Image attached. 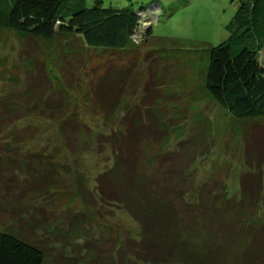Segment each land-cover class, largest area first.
<instances>
[{
  "label": "trees",
  "instance_id": "1",
  "mask_svg": "<svg viewBox=\"0 0 264 264\" xmlns=\"http://www.w3.org/2000/svg\"><path fill=\"white\" fill-rule=\"evenodd\" d=\"M99 2L94 0L92 6L86 7L82 0H0V28L30 39L73 37L79 42L71 54L91 49L108 57L101 72L90 82V92L78 101H70V105L89 107L91 113L101 114L110 123L109 131L98 133L96 139L99 145L109 146L112 161L95 175L93 192L102 205L108 203L124 210L136 223L138 232L135 237L125 235L108 257L100 258L95 249L93 260L98 264H264V209L258 204L263 201L260 194H264L260 179L264 173V150L261 153L257 147L248 149L249 140L245 141L243 155L248 170L239 175V198L230 202L223 184H217L214 178L215 189L202 181L197 183L187 169L195 155L207 151L205 147H197L194 154L182 147L172 157L157 155L146 169L141 162V143L158 141L165 130L157 128V118L147 111V105L139 111L136 107H123L122 103L130 82L136 81L133 71L137 53L147 45L149 26L141 36L137 20L142 17L140 10L103 7ZM226 28L229 36L208 49L204 88L233 117L264 119V68L258 61L264 46V0L241 3ZM133 38H137V43L131 42ZM123 55L126 61L119 63ZM116 62L127 67L124 77L115 76ZM158 73L157 79L144 82L143 103L148 94L154 99L160 97L154 90L157 82L165 85L172 79H168L165 69ZM37 85L39 92L25 87L21 91L9 90L0 98V134L9 124L31 115L65 118L69 101L51 98L48 92L43 93L41 82ZM48 86L51 88L49 83ZM69 125L76 128L75 122ZM194 138L198 139V130L177 144ZM28 154L36 162L32 169L39 174L31 176L33 182L42 180L45 192L49 186H56L58 167L53 156L43 148ZM17 165L16 169L22 168ZM10 166L7 163L2 169L9 170ZM183 183L185 187H181ZM218 185L220 192L216 191ZM219 200L225 203L219 205ZM247 203L255 204L251 220L242 213ZM229 209L233 210L231 215ZM42 212L40 208L23 216L17 213L12 225L0 229V264H51L42 244L47 234L57 237L65 250L69 243L73 254L66 264H84L82 259L91 245L79 230L84 223L82 217L70 220L69 227L62 230L49 226ZM255 215L263 217L259 225L253 223ZM114 243H118L116 237Z\"/></svg>",
  "mask_w": 264,
  "mask_h": 264
},
{
  "label": "rangeland",
  "instance_id": "2",
  "mask_svg": "<svg viewBox=\"0 0 264 264\" xmlns=\"http://www.w3.org/2000/svg\"><path fill=\"white\" fill-rule=\"evenodd\" d=\"M82 1L86 7L94 2ZM99 1L103 7L140 10L142 17L137 20L141 36L149 26L147 45L141 46L137 53V65L133 71L136 81L130 82L129 93L122 103L123 107H136L139 111L141 106L147 105V111L157 118V128L165 130L164 137L158 141L141 143L142 164L148 169L157 155L172 157L175 150L182 147L194 154L197 147H205L207 151L195 155L187 169L191 170L197 183L202 181L212 189L221 183L230 194L229 202L234 197L237 200L239 175L248 170L243 147L248 139V149L257 147L263 153L264 119H239L230 115L211 99L204 88L203 78L209 47L229 36L226 25L233 19L237 7L247 0ZM161 38L165 42H161ZM132 40L137 43V38ZM78 42L69 36H59L57 40L30 39L0 28V98L9 90L21 91L25 87L39 92L37 83L41 82L45 88L43 93L69 101L66 102L64 119L31 115L9 124L0 134V185L3 186H0V229L12 225V218L15 219L17 213L23 216L33 209L42 208L49 226H59L62 230L69 227L70 220L82 217L84 223L79 230L91 245L82 260L84 264H98L93 260L95 249L99 250L100 258L108 257L125 235L135 237L138 228L124 210L108 203L102 205L93 192L95 175L109 167L112 161L109 146L99 145L96 139L98 133L109 131L110 123L101 114L91 113L89 107H71L70 101H78L83 94L90 92V82L101 72L108 57L91 49L71 54ZM258 61L264 68V46L258 53ZM119 63L116 62L117 69H113L115 76L124 77L127 67ZM163 69L168 79L172 77L168 80L170 85L157 82L154 90L160 97L154 99L148 94L143 103L144 82L153 81L157 76L155 73H162ZM161 97L163 99H159ZM73 122L76 128L69 125ZM197 130L198 139L177 144ZM40 148L53 156L58 167L55 172L58 182L56 186H49L47 192L42 190L45 187L42 180L33 182L31 177L39 174L32 169L36 162L30 160L28 153ZM7 163L12 165L11 171L2 169ZM15 164L22 168L16 169ZM213 178L218 181L216 185H212ZM260 179L264 188V173L260 174ZM185 186L183 183L181 187ZM220 187L218 185L217 192L221 191ZM260 198L263 201L258 204L264 209L263 192ZM174 199L180 202L177 197ZM223 202L219 200L218 204ZM254 206L252 203L244 206L242 213L246 219L251 220L254 216ZM232 211L229 209L228 215ZM254 220L253 223L259 225L263 217L256 216ZM204 233L203 230L202 235ZM115 237L118 243L113 244ZM76 241L80 242V239ZM42 244L51 264H66L69 255L73 254L69 243H66L65 250L53 235L47 234V240Z\"/></svg>",
  "mask_w": 264,
  "mask_h": 264
}]
</instances>
